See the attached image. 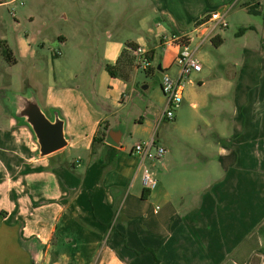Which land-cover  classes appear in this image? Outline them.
<instances>
[{
	"label": "crops",
	"instance_id": "obj_1",
	"mask_svg": "<svg viewBox=\"0 0 264 264\" xmlns=\"http://www.w3.org/2000/svg\"><path fill=\"white\" fill-rule=\"evenodd\" d=\"M220 1L228 14L239 3L243 5L236 0ZM214 10L205 11L187 23L173 20L172 25H167L168 31L162 26L158 30L150 28L153 41L164 49L159 62L163 73L177 66L180 51L179 44L168 40L173 36H191L194 37L191 44L198 45L205 27L196 26ZM224 29L216 30L212 39L198 48V58L199 50L207 42L216 49L225 45ZM253 30L261 34L260 43L264 45V26L261 32L257 26ZM113 36L108 32L96 72L98 79L90 81L92 93L100 102L96 103L88 92L79 91L83 89L81 84L49 83L48 88L53 92L49 91L45 109L51 118L58 112L65 121L69 146L48 156L39 154V144L31 127L16 116L10 90L0 87L3 108L0 109L3 119L0 121V264H93L101 247L105 254L98 264H140L136 257L141 258L138 251L143 248L152 249L143 254L145 264H156L157 259V264H252L253 261L264 264V78L234 81L231 73L229 76L203 75L204 66L199 58L202 69L191 74L199 81L189 91L192 107H208L209 95L222 105L219 103L210 111L219 120L209 122L210 131L201 133L207 146L204 148L199 143L193 148L192 155L202 162L194 160L191 169L205 181L204 171L212 161L215 172L211 170V180H207V185L204 181L195 185L182 198L184 204L175 200L161 182L146 198L140 196L139 201L134 195L129 203L123 204L117 193L120 178L125 180L134 173L136 179L145 162L134 151L135 146L130 154L123 152L124 137L120 147L105 140L117 152L114 162L102 170L108 147L101 142L93 143V139L103 122H107L108 130L126 116L121 92L123 83L130 82L135 69L125 81L109 74L106 64L117 62L127 42L152 51L154 58L157 49L149 45L152 37L139 35L122 41ZM0 40H5L10 48L6 39ZM24 42V51L19 48L20 55L24 57L27 52L33 55L30 39ZM219 66L229 70L226 63ZM186 85L183 98L188 90ZM58 87L64 88L59 90L64 92L62 96L54 91ZM178 118L180 115L176 113V121ZM140 121L146 124L144 119ZM151 138L148 135L145 140ZM75 146L87 151V157L66 161L65 151ZM82 167L85 171L80 172ZM143 189L142 184V193ZM147 203L153 206L150 212H147ZM119 210L118 219L126 224V230L138 221L139 228L148 234L137 255L132 249L129 257L121 255L116 245L124 243L117 237L114 245L108 244L117 231V224L112 228V223Z\"/></svg>",
	"mask_w": 264,
	"mask_h": 264
},
{
	"label": "rangeland",
	"instance_id": "obj_2",
	"mask_svg": "<svg viewBox=\"0 0 264 264\" xmlns=\"http://www.w3.org/2000/svg\"><path fill=\"white\" fill-rule=\"evenodd\" d=\"M221 5L223 2L220 0H0V39L9 42L14 58L17 59L16 64L8 63L0 50V87L10 90L8 93L13 102L18 95L36 96L44 111L49 91L53 92L52 88H48L51 82L57 85L81 84L83 89H76L88 92L96 103L100 102L96 94L92 93L90 81L95 82L98 79L96 72L103 58V46L108 32L113 33L114 39L122 41L136 39L139 35L150 39V28L158 30L162 26L168 31L170 29L167 25H172L173 20L187 23L208 10L226 11L227 7L221 8ZM227 21L229 27L222 31L227 37L225 45L216 49L207 42L199 50L198 55L204 66L203 75L218 73L229 76L231 73L234 81L239 78H264V45L260 43L261 34L253 30L257 26L262 31L264 18L249 13L239 3L228 14ZM25 39L32 42L33 55L27 52L22 57L19 48L24 51L22 43H25ZM148 42L157 49L152 62L156 66L164 49L155 44L153 37ZM196 44L197 42H193L191 46L196 47ZM223 63L228 66V71L220 68L219 65ZM178 71V66L174 65L166 72L175 77ZM191 74L190 80L187 79L186 97L184 95L182 103L175 111L180 119L160 121L158 118L167 103L160 78L158 75L148 74L143 67H137L130 82L123 83L125 86L122 88L121 97L125 100L123 111L126 116L116 124L125 133L124 153L130 154L135 144L146 141L148 135L154 136L156 144L166 148L167 152L161 158L147 159L145 164L181 204L182 198L195 185L204 181L202 175L194 174L191 169L195 161L202 162V159L192 155L193 148L199 143L206 148L207 140L201 133L210 131L207 125L209 122H218L219 119L211 116L210 111L217 108L219 103L222 105L217 100L213 101L214 97L209 95L208 107L193 108L189 91L193 86H198L199 81ZM59 90L63 91L64 88L54 89L58 96H62L64 92L60 93ZM234 91L233 85L232 92ZM0 109L3 110L1 104ZM140 119H144L146 124L142 125ZM2 120L0 117V121ZM70 148L63 156L66 161H73L79 156L87 157V151L76 146ZM153 152H156V148ZM212 164V161L209 162L207 167L210 170L206 168L204 171L207 174L204 183L211 180V170L214 171L215 168ZM84 168L80 172L85 171ZM142 173L136 179L134 173L125 180L120 178L121 185L117 193L120 194L123 204L125 201L129 203L134 195L140 201ZM187 200L190 201L188 197ZM152 207L151 203H147V212ZM120 214L119 210L115 215L112 228L116 223L117 231L108 244L114 245L116 237L119 238L124 244L116 245L118 252L125 257L130 256V249L136 255L139 252L141 258L137 256V261L145 264V253H142L144 248L142 251L139 249L148 239V234L143 228H139L138 221L136 226L134 224L129 231L126 230V224L118 219ZM102 254L104 256L105 253L101 247L93 259V264L100 262ZM252 264L257 262L253 261Z\"/></svg>",
	"mask_w": 264,
	"mask_h": 264
},
{
	"label": "built area",
	"instance_id": "obj_3",
	"mask_svg": "<svg viewBox=\"0 0 264 264\" xmlns=\"http://www.w3.org/2000/svg\"><path fill=\"white\" fill-rule=\"evenodd\" d=\"M236 1L242 2L248 7H262V0ZM227 14V11H213L198 23L196 28H198L199 26H204L205 30L201 34L200 41L198 45H196V47L191 46V42L194 39V37L191 36L181 38H175L173 36L168 40L169 42H176L177 44H179L180 51L176 58V64L179 68V71L175 77L164 72L160 79L161 88L167 101L166 107L160 116V121H163L165 119H175V111L182 103L184 88L187 83V79H189V75L194 71H201L202 69V63L197 57L198 48L206 40L212 39L216 30L226 28L228 26ZM146 52L147 51H145L143 48L139 47L136 51V54L141 56ZM141 64L143 66H146L145 61H142ZM156 143V138L153 136V138H151V140L149 141L137 143L134 147V151L140 154L143 162H145L147 159H159L167 152V150L164 146L158 145ZM155 148L156 152L154 153L153 149ZM142 172V181L144 188L150 191L156 189L158 187L159 180L145 163H143ZM158 208L159 207L157 206V210Z\"/></svg>",
	"mask_w": 264,
	"mask_h": 264
},
{
	"label": "water",
	"instance_id": "obj_4",
	"mask_svg": "<svg viewBox=\"0 0 264 264\" xmlns=\"http://www.w3.org/2000/svg\"><path fill=\"white\" fill-rule=\"evenodd\" d=\"M157 75L161 78L163 74L162 64L156 66ZM15 97L13 106L18 118L28 124L36 136L39 144V154L48 156L59 151L68 145L65 134V121L56 112L51 118L46 111L41 108L38 98L33 97ZM19 98H21L19 100ZM125 133L116 127H112L106 132V143L120 147Z\"/></svg>",
	"mask_w": 264,
	"mask_h": 264
},
{
	"label": "trees",
	"instance_id": "obj_5",
	"mask_svg": "<svg viewBox=\"0 0 264 264\" xmlns=\"http://www.w3.org/2000/svg\"><path fill=\"white\" fill-rule=\"evenodd\" d=\"M245 7L249 13L253 15H262L264 17V11L262 7L251 6L248 7L246 5H242ZM216 45L218 43H215ZM127 48L122 51L121 55L119 56L116 63H107L106 70L111 74L113 77H121L123 80L128 81L131 73L137 67H143L148 74L156 75V66L153 65L154 54L152 51H147L143 55H137L136 51L138 50L139 46L137 43L134 42H127ZM0 50L4 57V59L10 64H16L17 60L14 58V55L9 48L7 42L5 40H0ZM142 57V58H141ZM144 59V60H143ZM142 61L146 62V66H143L141 63ZM108 128L107 122L102 123L101 127L99 128L98 134L94 137L93 143L101 142L104 143L108 147V153L106 156V161L102 166V170H104L108 165L114 162L117 149L107 145L105 143L106 140V130ZM150 190L143 189L142 196L143 198L147 197V194ZM152 252L150 248H144L142 253ZM158 263V259L156 260V264Z\"/></svg>",
	"mask_w": 264,
	"mask_h": 264
}]
</instances>
